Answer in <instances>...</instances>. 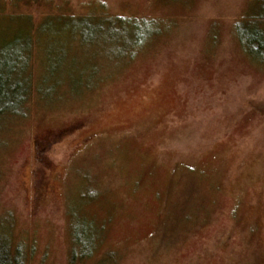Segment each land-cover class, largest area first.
I'll return each instance as SVG.
<instances>
[{"label": "rangeland", "instance_id": "obj_1", "mask_svg": "<svg viewBox=\"0 0 264 264\" xmlns=\"http://www.w3.org/2000/svg\"><path fill=\"white\" fill-rule=\"evenodd\" d=\"M258 14L0 0V246L24 264H264V53L235 33Z\"/></svg>", "mask_w": 264, "mask_h": 264}, {"label": "trees", "instance_id": "obj_2", "mask_svg": "<svg viewBox=\"0 0 264 264\" xmlns=\"http://www.w3.org/2000/svg\"><path fill=\"white\" fill-rule=\"evenodd\" d=\"M258 17L248 16L246 21L237 23L235 26L236 36L244 49L249 55L254 57H261L264 53V30L254 24L262 23L264 21V14H258ZM247 22H250L247 24ZM119 24H126L121 20ZM254 27H253V25ZM132 28H139L140 24H132L130 25ZM139 33V32H138ZM5 82V84H4ZM0 103L2 99H5L6 92V80L0 82ZM3 87V88H2ZM13 95V94H12ZM14 96V95H13ZM28 95H26L27 97ZM26 97L23 99L25 100ZM11 102L5 104V106H10ZM13 110L8 109L7 107L1 108L0 106V115H4L7 113L13 114ZM74 252V251H73ZM89 256V254H88ZM73 261V255H71ZM0 264H24L23 255L20 248L15 249V251H11L9 245L5 242L3 246H0Z\"/></svg>", "mask_w": 264, "mask_h": 264}]
</instances>
